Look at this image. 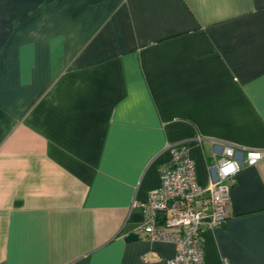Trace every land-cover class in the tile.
<instances>
[{
	"label": "crops",
	"instance_id": "crops-1",
	"mask_svg": "<svg viewBox=\"0 0 264 264\" xmlns=\"http://www.w3.org/2000/svg\"><path fill=\"white\" fill-rule=\"evenodd\" d=\"M186 142L256 149L204 264L264 263V0H0V264H166L125 234Z\"/></svg>",
	"mask_w": 264,
	"mask_h": 264
},
{
	"label": "built area",
	"instance_id": "built-area-1",
	"mask_svg": "<svg viewBox=\"0 0 264 264\" xmlns=\"http://www.w3.org/2000/svg\"><path fill=\"white\" fill-rule=\"evenodd\" d=\"M169 161L161 166V184L142 205L143 221L133 232L150 240L173 242L166 264H204L202 226H217L227 217L230 190L237 173L262 156L256 149L215 143L205 185L197 183L195 164L186 142L172 143ZM222 264H229L227 259ZM264 264V263H260Z\"/></svg>",
	"mask_w": 264,
	"mask_h": 264
},
{
	"label": "water",
	"instance_id": "water-1",
	"mask_svg": "<svg viewBox=\"0 0 264 264\" xmlns=\"http://www.w3.org/2000/svg\"><path fill=\"white\" fill-rule=\"evenodd\" d=\"M125 235H126L125 239H127V240L135 239V238H138V236H139L135 232H129L128 234H125Z\"/></svg>",
	"mask_w": 264,
	"mask_h": 264
}]
</instances>
